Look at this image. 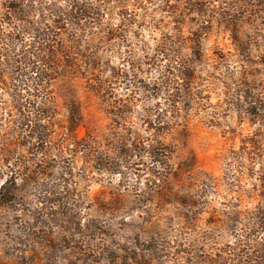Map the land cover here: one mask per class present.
<instances>
[{
  "label": "rangeland",
  "instance_id": "1",
  "mask_svg": "<svg viewBox=\"0 0 264 264\" xmlns=\"http://www.w3.org/2000/svg\"><path fill=\"white\" fill-rule=\"evenodd\" d=\"M0 264H264V0H0Z\"/></svg>",
  "mask_w": 264,
  "mask_h": 264
}]
</instances>
